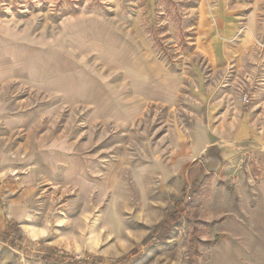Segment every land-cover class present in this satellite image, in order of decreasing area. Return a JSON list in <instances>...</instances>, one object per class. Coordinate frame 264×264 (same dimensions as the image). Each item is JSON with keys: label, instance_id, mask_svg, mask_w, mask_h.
I'll list each match as a JSON object with an SVG mask.
<instances>
[{"label": "rangeland", "instance_id": "374dc122", "mask_svg": "<svg viewBox=\"0 0 264 264\" xmlns=\"http://www.w3.org/2000/svg\"><path fill=\"white\" fill-rule=\"evenodd\" d=\"M0 264H264V0H0Z\"/></svg>", "mask_w": 264, "mask_h": 264}, {"label": "water", "instance_id": "95a60500", "mask_svg": "<svg viewBox=\"0 0 264 264\" xmlns=\"http://www.w3.org/2000/svg\"><path fill=\"white\" fill-rule=\"evenodd\" d=\"M219 158L216 155H209L208 160H204L205 165L208 169L213 170L217 168Z\"/></svg>", "mask_w": 264, "mask_h": 264}, {"label": "crops", "instance_id": "0c3cea01", "mask_svg": "<svg viewBox=\"0 0 264 264\" xmlns=\"http://www.w3.org/2000/svg\"><path fill=\"white\" fill-rule=\"evenodd\" d=\"M238 44H239V45H238ZM238 44H237L238 46H242L241 43H238ZM234 46H236V45H233V47H234ZM239 48H240V47H239ZM239 48H238L237 50H239ZM233 49H235V47H234V48H231V49H229V48L226 47V50H228L227 52H229V51H231V50H233ZM233 52H235V50H233ZM232 55H233V54H232ZM206 150H207V148H206Z\"/></svg>", "mask_w": 264, "mask_h": 264}, {"label": "built area", "instance_id": "2783aa9c", "mask_svg": "<svg viewBox=\"0 0 264 264\" xmlns=\"http://www.w3.org/2000/svg\"><path fill=\"white\" fill-rule=\"evenodd\" d=\"M243 101H244V102H247V101H248L246 95L243 96ZM185 199H187V200L190 199V196H189V195H188V196H185Z\"/></svg>", "mask_w": 264, "mask_h": 264}, {"label": "bare ground", "instance_id": "6f19581e", "mask_svg": "<svg viewBox=\"0 0 264 264\" xmlns=\"http://www.w3.org/2000/svg\"><path fill=\"white\" fill-rule=\"evenodd\" d=\"M30 230H31V233H34V234H35V232L33 231V229H30ZM34 234H33V235H34Z\"/></svg>", "mask_w": 264, "mask_h": 264}]
</instances>
